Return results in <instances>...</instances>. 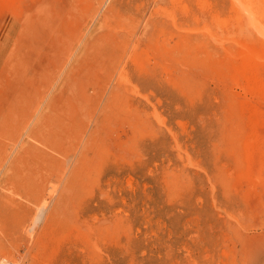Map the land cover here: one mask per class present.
<instances>
[{"label":"rangeland","instance_id":"obj_1","mask_svg":"<svg viewBox=\"0 0 264 264\" xmlns=\"http://www.w3.org/2000/svg\"><path fill=\"white\" fill-rule=\"evenodd\" d=\"M149 1L0 0V263L264 264V0Z\"/></svg>","mask_w":264,"mask_h":264},{"label":"bare ground","instance_id":"obj_2","mask_svg":"<svg viewBox=\"0 0 264 264\" xmlns=\"http://www.w3.org/2000/svg\"><path fill=\"white\" fill-rule=\"evenodd\" d=\"M141 1H144V2H148L147 4H149L151 1H149V0H141ZM153 1H155V2H159V0H153ZM146 5V4H145ZM34 106H37V104L36 105H34ZM7 107V106H6ZM40 107V106H39ZM35 108V107H34ZM33 109V108H32ZM40 109V108H39ZM37 110V109H36ZM38 112V111H37ZM36 112V113H37ZM39 113V112H38ZM40 114V113H39ZM40 117V116H39ZM45 117V116H44ZM43 120V119H42ZM45 120H46V118H45ZM27 121V120H26ZM33 122L35 123V121L33 120ZM44 122V121H43ZM46 123V122H45ZM54 123V122H53ZM36 124V123H35ZM34 124V125H35ZM39 125H41V124H39ZM39 125H37V126H39ZM43 125V124H42ZM37 126H36V128H37ZM34 127V126H33ZM32 127V128H33ZM42 127V126H41ZM66 127V126H65ZM35 128V127H34ZM33 128V129H34ZM38 129V128H37ZM32 130V129H31ZM30 131V130H29ZM36 131H38V130H36ZM33 132H34V130H33ZM31 136V134L29 135V137ZM34 136V135H33ZM35 136H38V133H36L35 134ZM28 137V136H27ZM34 138V137H33ZM32 138V139H33ZM36 138V137H35ZM40 138V137H39ZM35 140V139H34ZM33 140V141H34ZM38 140V139H37ZM40 140V139H39ZM30 148V147H29ZM17 149V148H16ZM32 149V150H31ZM31 151H33V147H31ZM24 151H25V149H23ZM23 150H22V153H23ZM29 150V149H28ZM27 150V151H28ZM36 152H38V151H36ZM24 153H26V152H24ZM23 153V154H24ZM27 154H28V152H27ZM31 154V153H30ZM38 154H40V153H38ZM43 154V153H42ZM33 155H35V154H33ZM33 155H31L33 158L32 159H34L35 158V156H33ZM45 155V154H44ZM18 156V158H19V155H17ZM21 156H23V155H21ZM20 156V157H21ZM25 156V155H24ZM23 156V157H24ZM29 156V155H28ZM30 156V157H31ZM46 156V155H45ZM45 156H44V158H45ZM22 157V158H23ZM38 157H40L41 159L43 158L42 156H38ZM17 158V157H16ZM28 158V157H27ZM39 158V159H40ZM43 158V159H44ZM47 158V157H46ZM45 158V160H47ZM21 159V158H20ZM20 159H18L19 161H20ZM31 159V158H30ZM38 159V158H37ZM38 159V160H39ZM15 160V159H14ZM17 160V159H16ZM15 160V161H16ZM18 160H17V162H18ZM25 160V159H24ZM17 162H15V164L17 163ZM38 162H41V160L40 161H38ZM45 162V161H44ZM47 162H48V160H47ZM46 162V163H47ZM43 163V162H42ZM14 164V165H15ZM44 164V163H43ZM39 165H41V163L39 164ZM49 166V168L51 167L50 165H47V167ZM35 167H37V166H35ZM39 167V166H38ZM14 168V167H13ZM44 169V168H43ZM46 169V168H45ZM52 169V168H51ZM33 170H34V167H33ZM36 170H37V168H36ZM35 170V171H36ZM47 170V169H46ZM49 170V169H48ZM38 171V170H37ZM42 171V170H41ZM43 172V171H42ZM50 172V171H49ZM31 173H33V172H31ZM37 174V173H36ZM31 175H33V174H31ZM45 175V174H44ZM15 177H16V175H14ZM25 176H27V175H25ZM25 176H23L22 175V177H20V178H23V179H20L19 178V176H17L19 179H17V180H19L18 182H17V185H18V189H20V191H22L23 192V194L26 196V198H28V199H36V201H43L44 203H45V199H44V195H43V193H44V191L46 190V186L47 185H45V184H43V179H45V178H43L42 179V177H43V175H42V177L41 176H29V177H25ZM14 177V178H15ZM25 177V178H24ZM10 177H8V179H9ZM7 179V180H8ZM12 179V175H11V178L9 179V181ZM15 179V180H16ZM16 180V181H17ZM16 181H13V179H12V182H14V183H16ZM11 182V181H10ZM50 186V185H49ZM14 187H16V186H14ZM13 187V188H14ZM53 187V186H52ZM12 188V187H11ZM17 188V187H16ZM48 188V187H47ZM11 191H12V189H11ZM14 191H15V189H14ZM19 191V190H18ZM20 191L19 192H17L16 194H18V193H20ZM48 191H51V190H48ZM16 192V191H15ZM15 194V193H14ZM51 195H52V192L50 193ZM19 195V194H18ZM20 196V195H19ZM24 196V197H25ZM46 197V196H45ZM50 201V200H49ZM61 207V206H60ZM58 208V207H57ZM62 208V207H61ZM62 211V210H61ZM43 212H44V205L38 210V213L36 214V216H35V218H34V220H33V223L35 224V223H37L38 221H41L42 220V214H43ZM49 218V217H48ZM50 219V218H49ZM47 223V222H46ZM34 224H32V225H34ZM32 229V227H30V231H32L31 230ZM0 264H4L3 262L2 263H0Z\"/></svg>","mask_w":264,"mask_h":264}]
</instances>
